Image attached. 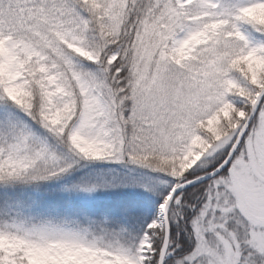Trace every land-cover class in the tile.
I'll return each instance as SVG.
<instances>
[{"label":"snow or ice","instance_id":"1","mask_svg":"<svg viewBox=\"0 0 264 264\" xmlns=\"http://www.w3.org/2000/svg\"><path fill=\"white\" fill-rule=\"evenodd\" d=\"M0 264H264V0H0Z\"/></svg>","mask_w":264,"mask_h":264}]
</instances>
